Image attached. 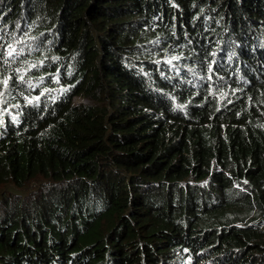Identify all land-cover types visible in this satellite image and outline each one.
<instances>
[{
    "label": "trees",
    "instance_id": "16d2710c",
    "mask_svg": "<svg viewBox=\"0 0 264 264\" xmlns=\"http://www.w3.org/2000/svg\"><path fill=\"white\" fill-rule=\"evenodd\" d=\"M0 264H264V0H0Z\"/></svg>",
    "mask_w": 264,
    "mask_h": 264
},
{
    "label": "rangeland",
    "instance_id": "374dc122",
    "mask_svg": "<svg viewBox=\"0 0 264 264\" xmlns=\"http://www.w3.org/2000/svg\"><path fill=\"white\" fill-rule=\"evenodd\" d=\"M73 100L77 103L78 102H83V103H89L90 102V100H86V99L82 100L80 97H75Z\"/></svg>",
    "mask_w": 264,
    "mask_h": 264
},
{
    "label": "clouds",
    "instance_id": "9594fccd",
    "mask_svg": "<svg viewBox=\"0 0 264 264\" xmlns=\"http://www.w3.org/2000/svg\"><path fill=\"white\" fill-rule=\"evenodd\" d=\"M75 97H80L82 100L85 99V98H83V97H81V96H75ZM75 97H74V98H75ZM74 98H73V99H74ZM86 100H87V99H86ZM74 103L77 104V105H78V104H86V103H83V102H78V103H77V102H75V101H74Z\"/></svg>",
    "mask_w": 264,
    "mask_h": 264
}]
</instances>
